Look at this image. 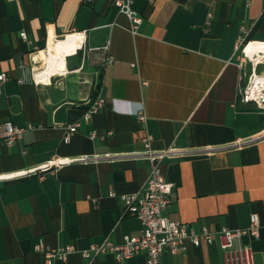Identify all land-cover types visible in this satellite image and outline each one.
<instances>
[{
  "label": "crops",
  "instance_id": "1",
  "mask_svg": "<svg viewBox=\"0 0 264 264\" xmlns=\"http://www.w3.org/2000/svg\"><path fill=\"white\" fill-rule=\"evenodd\" d=\"M131 5L141 17L136 34L112 0H0V72L8 76L0 121L33 125L12 145L0 143V173L54 156L87 157L43 178L0 180V264H146L143 253L119 261L80 251L141 233L121 196L147 180L150 163L138 155L147 134L152 149L171 151L160 161L173 185L163 215L216 233L246 227L258 213L259 236L242 241L254 264H264V110L237 101L240 76L245 82L251 72L238 38L264 46V0ZM70 33L82 34V46L65 56L66 71L35 82L47 41ZM256 52L251 46L249 54ZM107 55L113 60L104 64ZM255 68L264 77V61ZM98 95L103 107L85 121ZM140 108L144 123L134 114ZM40 241L75 251L48 258L34 249ZM183 243L178 253L163 251L161 264H221L217 240Z\"/></svg>",
  "mask_w": 264,
  "mask_h": 264
},
{
  "label": "built area",
  "instance_id": "2",
  "mask_svg": "<svg viewBox=\"0 0 264 264\" xmlns=\"http://www.w3.org/2000/svg\"><path fill=\"white\" fill-rule=\"evenodd\" d=\"M89 1V0H82ZM251 0H246L249 5ZM119 12L123 13L130 21L129 31L133 34L137 33V28L141 22V17L132 8L133 0H112ZM212 16L208 13L207 20ZM206 20V23L208 21ZM20 36L26 39L25 32H20ZM243 37L238 38V46L241 45L245 50L250 43H244ZM81 44L80 47L81 48ZM247 58L251 64V72L247 76L245 82H242L240 76L237 88V101L246 105L254 103L257 109L264 110V77L256 73L255 66L264 61V51H258ZM113 60L111 55H107L104 64H109ZM134 65V63H132ZM35 82L40 79L33 78ZM8 80L5 72H0V92L3 84ZM104 99L96 96L87 109L84 110L83 118L88 121L91 115L103 107ZM136 118L140 122L146 121V113L143 108L134 112ZM77 126V123L68 125V132L65 140L70 138L71 132ZM33 128L32 124L19 127L11 124L8 120L0 121V143L6 146L12 145L22 137V134ZM143 150L138 155L147 159L150 163V171L145 184L136 192L122 195L121 199L124 203V212L130 216L136 217L141 223V233L139 235H123L121 242L113 243L105 239L101 243L92 244L89 248L80 251L84 258L95 257L102 253H111L115 259L124 261L129 257L145 254L146 264H161V255L167 250L172 254L183 250L184 241L189 239L195 246L202 241L212 243L217 240L221 253V264H254L251 247L247 242H243L242 238L248 236L257 238L261 226L258 213H251L249 224L243 228L229 229L223 227L216 233H212L206 227H201L199 231L195 230L188 223L179 220H172L165 217L162 213L164 207L170 203V193L172 191V183L168 182L162 172L160 161L164 157L171 154L169 150H154L151 147V136L148 134L142 137ZM96 158V157H93ZM101 158V157H100ZM87 157H58L51 159L33 167H27L14 173H0V180L12 179L37 175L43 178L44 172L54 173L58 167L71 163L72 161L86 160ZM110 196L115 195L112 191ZM35 250L42 252L48 258H57L65 260L67 255L75 251L72 245H65L58 248H49L43 242H38Z\"/></svg>",
  "mask_w": 264,
  "mask_h": 264
},
{
  "label": "bare ground",
  "instance_id": "3",
  "mask_svg": "<svg viewBox=\"0 0 264 264\" xmlns=\"http://www.w3.org/2000/svg\"><path fill=\"white\" fill-rule=\"evenodd\" d=\"M77 37V39H75ZM48 45L45 49V62L44 66L38 70L40 72V81L48 82L51 75L61 74L66 71L65 65V56L71 51L76 50L80 47L82 42V34L81 33H70L63 38L53 39L50 38ZM254 47L255 51H264V46L262 45H247L245 48V52L248 56L253 54H249L250 47ZM254 52V51H253ZM256 52V53H257ZM37 77L39 73H37ZM88 108V107H87Z\"/></svg>",
  "mask_w": 264,
  "mask_h": 264
},
{
  "label": "rangeland",
  "instance_id": "4",
  "mask_svg": "<svg viewBox=\"0 0 264 264\" xmlns=\"http://www.w3.org/2000/svg\"><path fill=\"white\" fill-rule=\"evenodd\" d=\"M40 65L42 66V61H40Z\"/></svg>",
  "mask_w": 264,
  "mask_h": 264
}]
</instances>
